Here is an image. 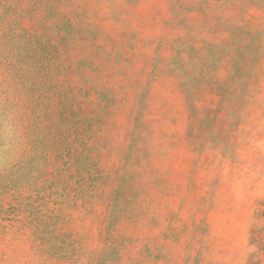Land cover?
I'll return each instance as SVG.
<instances>
[{
  "label": "rangeland",
  "instance_id": "obj_1",
  "mask_svg": "<svg viewBox=\"0 0 264 264\" xmlns=\"http://www.w3.org/2000/svg\"><path fill=\"white\" fill-rule=\"evenodd\" d=\"M0 264H264V0H0Z\"/></svg>",
  "mask_w": 264,
  "mask_h": 264
}]
</instances>
